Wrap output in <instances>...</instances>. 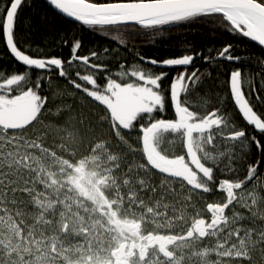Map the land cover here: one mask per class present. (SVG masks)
I'll return each mask as SVG.
<instances>
[{"label": "snow or ice", "instance_id": "1", "mask_svg": "<svg viewBox=\"0 0 264 264\" xmlns=\"http://www.w3.org/2000/svg\"><path fill=\"white\" fill-rule=\"evenodd\" d=\"M45 3L116 47L0 0V264H264V0ZM193 26L262 52L129 49Z\"/></svg>", "mask_w": 264, "mask_h": 264}, {"label": "trees", "instance_id": "2", "mask_svg": "<svg viewBox=\"0 0 264 264\" xmlns=\"http://www.w3.org/2000/svg\"><path fill=\"white\" fill-rule=\"evenodd\" d=\"M32 7H27L24 9L23 16L31 17L34 22V27L32 29L33 35L32 40L39 42L46 37L52 39L55 33L53 29L58 30L62 35H66L69 40L76 37H82L84 47L81 54H87L89 50L95 47H112L115 48L116 44L110 42L103 38L101 35H97L93 32H90L83 26L74 25L70 21L60 19L56 14L47 7V5L42 0H30ZM46 15L49 19V24L45 25L41 22V16ZM187 40L197 51H204L207 54V50L210 48H219L223 41H230L233 44H239L242 51H246L248 54L253 56H258L262 52V48L247 39L243 38H233L230 35H212L211 33L205 31L203 27L193 26L191 28H185L173 33L171 39L163 38L158 39L155 43L145 41L143 39L133 40L129 44V49L131 52L139 51L145 57L155 58L157 60H162L166 58L177 57L181 54L182 48L179 46V41ZM135 47H132V46ZM56 52L67 56L69 54V48L67 46H60L55 49ZM121 57L131 60L132 57L129 51H125L123 48L120 50ZM202 62L197 61V64L200 65ZM9 56L6 51V48L2 41H0V68L7 69L12 71L13 69L19 68ZM248 68V65H245ZM204 68H207L205 65ZM23 69H21L22 71ZM159 71V69H156ZM166 70V69H165ZM202 70H204L202 68ZM255 71L256 69H250ZM222 71L218 69L213 75H216L217 72ZM169 75H174V72H169ZM222 79V77H221Z\"/></svg>", "mask_w": 264, "mask_h": 264}, {"label": "water", "instance_id": "3", "mask_svg": "<svg viewBox=\"0 0 264 264\" xmlns=\"http://www.w3.org/2000/svg\"><path fill=\"white\" fill-rule=\"evenodd\" d=\"M44 3H45V0H42ZM46 4V3H45ZM47 5V4H46ZM47 7L49 8V9H51L48 5H47ZM54 13H55V11L53 10V9H51ZM7 51V50H6ZM11 58V57H10ZM14 61V60H13ZM15 62V61H14ZM16 63V62H15ZM17 64V63H16ZM18 65V64H17Z\"/></svg>", "mask_w": 264, "mask_h": 264}, {"label": "bare ground", "instance_id": "4", "mask_svg": "<svg viewBox=\"0 0 264 264\" xmlns=\"http://www.w3.org/2000/svg\"><path fill=\"white\" fill-rule=\"evenodd\" d=\"M254 43H256V42H254ZM257 44V43H256Z\"/></svg>", "mask_w": 264, "mask_h": 264}]
</instances>
